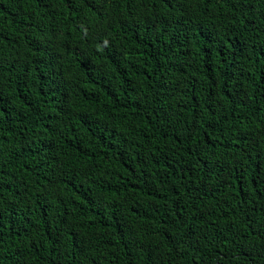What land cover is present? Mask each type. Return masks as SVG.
Instances as JSON below:
<instances>
[{
	"label": "trees",
	"instance_id": "1",
	"mask_svg": "<svg viewBox=\"0 0 264 264\" xmlns=\"http://www.w3.org/2000/svg\"><path fill=\"white\" fill-rule=\"evenodd\" d=\"M0 264H264V0H0Z\"/></svg>",
	"mask_w": 264,
	"mask_h": 264
}]
</instances>
